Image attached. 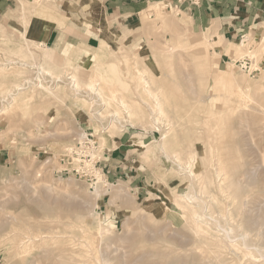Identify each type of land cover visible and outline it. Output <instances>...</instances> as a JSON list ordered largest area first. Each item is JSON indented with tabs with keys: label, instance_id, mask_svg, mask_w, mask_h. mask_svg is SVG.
<instances>
[{
	"label": "rangeland",
	"instance_id": "rangeland-1",
	"mask_svg": "<svg viewBox=\"0 0 264 264\" xmlns=\"http://www.w3.org/2000/svg\"><path fill=\"white\" fill-rule=\"evenodd\" d=\"M17 1L21 20L17 18L22 27L11 24V30L7 31L0 25V264H264V233H260L264 232V62L262 72L257 75L244 72L235 64L248 53L256 63L264 61L261 43L264 24L261 34L256 36L251 32L246 46H240L241 39L235 44L215 39L210 30H194L186 15L179 16L177 10L167 9L164 3L156 7L161 12L156 21L145 18L143 12L136 24L121 29L113 27L94 2H84L95 7L94 12L81 10L82 3L72 6L100 28L99 47L103 38H109L102 62L120 64L121 79L128 81L127 88L116 82L103 83L101 96H96L85 86L74 91L70 78L83 70L88 74L82 78L86 85L95 72L96 49L86 51L79 46L68 51L56 50L45 43V24L56 21L64 25L62 8L50 0ZM39 5L47 9L42 10ZM153 6L152 3L148 7ZM83 19L79 18L78 22ZM162 19L166 21L163 29L159 27ZM217 26L214 24L213 28ZM27 30L43 34L25 38ZM200 60L206 63L203 65ZM228 66H231L229 70ZM42 67L50 70L51 76ZM137 70L147 72L146 78L153 89L162 94L171 122L178 126L168 125L167 121L160 125L154 122L153 101L143 92ZM58 75L62 83L57 82ZM210 75L212 78L216 75V79ZM39 81L54 91V95L40 89ZM19 84L24 88L22 91L16 88ZM223 88H227L225 92ZM238 91L249 93L250 99L240 98ZM118 93L128 102L137 100L144 108L140 114L143 110L147 116L143 112L129 117L122 112ZM82 129L95 132L96 154L100 157L104 148L112 152L123 143L122 152L117 149L113 156L118 161L112 164L114 170L121 172L119 179L114 178L108 184L102 175L96 187L101 197L89 182L57 173L65 149L75 144ZM165 129L169 133L163 140ZM149 149H153V154ZM190 151H197V173L208 172L210 184L191 176L189 169H181L173 156L178 154L179 160L186 164ZM217 153L222 155L224 173H220ZM119 188H124L130 199L116 197ZM167 196H171L168 208L162 204ZM175 197L180 205L174 202ZM150 201L157 205L156 209L148 207ZM75 215L86 216V221H78ZM198 225L203 227L202 232ZM224 228L231 231L234 239L226 236Z\"/></svg>",
	"mask_w": 264,
	"mask_h": 264
},
{
	"label": "crops",
	"instance_id": "crops-1",
	"mask_svg": "<svg viewBox=\"0 0 264 264\" xmlns=\"http://www.w3.org/2000/svg\"><path fill=\"white\" fill-rule=\"evenodd\" d=\"M86 1L98 4L101 15L104 14L117 29L136 24L138 16L152 3L170 4L172 10L178 11L179 16L186 15L192 21L194 30L198 32L210 30L215 39L222 38L230 43L239 41L243 35L250 36L251 32L256 36L261 34L264 24V0H203L199 5L180 3L178 0H50L52 4H59L62 8L61 17L64 19V25L60 26L56 21L45 24L44 36L47 46L67 51L79 46L86 51L99 47L102 34L100 28L87 21L83 12L72 8ZM18 12L17 0H0V25L7 31L11 30V24L21 28ZM79 18H84L83 22H78ZM214 24H218L217 28H213ZM42 34V31H34L33 35L40 37ZM224 48L227 49L228 46ZM113 143L119 142L113 141ZM121 146L123 143L114 147L112 152L104 148L102 168L109 182L114 181V178L118 180L121 174L112 167L113 162L118 161L113 156L117 149L122 152Z\"/></svg>",
	"mask_w": 264,
	"mask_h": 264
},
{
	"label": "bare ground",
	"instance_id": "bare-ground-1",
	"mask_svg": "<svg viewBox=\"0 0 264 264\" xmlns=\"http://www.w3.org/2000/svg\"><path fill=\"white\" fill-rule=\"evenodd\" d=\"M61 2V1H60ZM64 2V1H63ZM52 4V3H51ZM155 6H153V7H148L149 9H146V10H144L143 12H145V18H152L153 19V22L154 21H156V18L158 19V16H160L159 14L161 13V12H159V10L156 8V7H158V5L160 4V3H153ZM38 5V4H37ZM52 6V5H51ZM58 6H59V4H58ZM79 6V5H78ZM39 7L42 9V7L39 5ZM56 7V6H55ZM81 7V10H87V9H90V10H93L92 12H94V11H96L95 10V7H92V6H89L87 3H82V6H80ZM161 7H162V5H161ZM49 8H51L50 7V5H49ZM57 8V7H56ZM45 9H47V7L45 8ZM45 9H42V10H45ZM163 9V8H162ZM55 10V9H54ZM51 11H53V10H51ZM58 11V10H57ZM60 11V10H59ZM161 11V10H160ZM46 12V11H45ZM55 12V11H54ZM142 12V13H143ZM50 14H51V12H50ZM142 16V15H141ZM176 16V15H175ZM174 17V16H173ZM24 18V17H23ZM162 18H163V16H162ZM58 19V18H57ZM60 19V18H59ZM150 19H148V20H150ZM163 19H165V18H163ZM163 19H162V23H161V25L159 26L160 28H162V26H164V28H165V26H166V19L163 21ZM144 20H146V19H144ZM147 20V22H149ZM161 20V19H160ZM182 20H184V19H182ZM151 21V20H150ZM158 21V20H157ZM26 22V21H25ZM59 23H61V22H59ZM190 23V22H189ZM63 24V23H62ZM146 24V23H145ZM152 24H154V23H152ZM157 24H159V22L157 23ZM27 26H28V24H26ZM25 25V26H26ZM181 25H182V23H181ZM183 26V25H182ZM185 26V25H184ZM60 27V26H59ZM150 27V26H149ZM152 27V26H151ZM153 27H155V25L153 26ZM25 28V27H24ZM61 28V27H60ZM156 28H157V25H156ZM156 28H155V30H156ZM144 29V28H143ZM153 29V28H152ZM163 29V28H162ZM170 29V28H169ZM154 30V31H155ZM158 30V29H157ZM170 31H171V29H170ZM157 32V31H156ZM32 33H34V32H32V31H28L27 30V32H25V35H24V37L25 38H31L32 37ZM209 33H211V32H209ZM171 34H173V33H171ZM185 35V34H184ZM211 35V34H210ZM173 36H174V34H173ZM183 36V35H182ZM182 36H180V38L182 37ZM67 37V36H66ZM177 37V36H176ZM175 36H174V38H176ZM183 38V37H182ZM186 38V37H185ZM264 38V32H263V35H262V39ZM186 39H188V37L186 38ZM109 40V38H103V43H102V46L101 47H99V48H96V54H95V57H96V64L94 65L95 66V72H94V74L92 75V77H91V79H89V77H88V79H89V81H87V83H85L86 85H84V83H83V80H82V78L84 77V76H88V74H86V72L85 71H83V70H79L78 72H76V73H73L72 74V76L70 77L71 78V84H72V87L74 88V91H76V92H78V91H80L79 89L80 88H82V86H85V87H87V90H89V91H91L94 95H96V96H101V92H102V87H101V85L103 84V83H106V84H112V83H119L120 85H122V86H125L126 88L128 87L127 86V82H126V80H125V82H123L122 81V79H121V72H120V70H119V65L118 64H116V63H110V64H108V65H106V64H103V62H102V58H103V54H104V52H105V50H106V43H107V41ZM184 40V39H183ZM248 38L247 39H245L242 43H240L239 45L240 46H246V43L248 42ZM35 41V40H34ZM172 41V40H171ZM174 41V40H173ZM172 41V42H173ZM177 42V41H176ZM180 41H178V43H179ZM186 42V41H185ZM222 42V41H221ZM109 43V42H108ZM171 43V42H170ZM180 43H182V42H180ZM262 44H264V39H263V41L261 42ZM38 44V43H37ZM172 44V43H171ZM183 44V43H182ZM186 44H187V42H186ZM186 44H185V46H186ZM221 44V43H220ZM236 44V43H235ZM238 44V43H237ZM87 45V44H86ZM184 45V44H183ZM43 46V45H42ZM108 46V45H107ZM188 46V45H187ZM218 46H220V45H218ZM38 46H36V48H37ZM109 47V46H108ZM223 47H224V45H223ZM18 48V47H17ZM164 48H166V47H164ZM171 48H174V46L173 47H169L168 48V51H172V49ZM245 48V47H244ZM249 48V47H248ZM259 48H260V46H259ZM40 49V48H39ZM213 49H214V47H213ZM23 50H24V48H23ZM147 50V49H146ZM155 50V49H154ZM157 50H155V52H156ZM24 52V51H23ZM31 52V51H30ZM98 52V53H97ZM161 52V51H160ZM165 52V51H164ZM252 52V51H251ZM261 52V51H260ZM119 53V52H118ZM166 53V52H165ZM212 53H213V55L215 54V52H213L212 51ZM12 54H14V53H12ZM242 53H240V56H242L241 55ZM250 53H248V55H249ZM256 54V53H255ZM168 55V54H167ZM226 55V54H225ZM245 54H243V56H242V58H244L245 56H248V55H245ZM19 56V55H18ZM21 56V55H20ZM24 56V55H23ZM219 56V55H218ZM253 56H256V55H254L253 54ZM34 57V56H33ZM135 57V56H134ZM133 57V58H134ZM207 57V56H206ZM209 57V56H208ZM252 57V56H251ZM257 57H258V53H257ZM17 58V57H16ZM23 58V57H22ZM113 58H114V56H113ZM122 58V57H121ZM162 58V57H161ZM254 58V57H253ZM20 59V58H19ZM26 59V58H25ZM33 59V58H32ZM66 59V58H65ZM64 59V60H65ZM199 59H200V57H199ZM202 59V58H201ZM216 59V58H215ZM219 59V58H218ZM217 59V60H218ZM236 59H238V58H236ZM235 59V60H236ZM67 60V59H66ZM131 60V59H130ZM168 60H169V58H168ZM203 60V59H202ZM207 60V63H208V59H206ZM33 61V60H32ZM128 62H129V60H127ZM210 61V60H209ZM50 62V61H49ZM66 62H68V61H66ZM205 62V61H204ZM204 62L202 61L201 62V60H200V62L199 63H201V64H203L204 65ZM20 63V62H19ZM127 63V62H126ZM206 63V62H205ZM231 63V62H230ZM229 63V64H230ZM21 64V63H20ZM64 64V63H63ZM94 64V63H93ZM129 64V63H128ZM209 64V63H208ZM207 64V65H208ZM26 65V64H25ZM37 65V64H36ZM73 65V64H72ZM75 65V64H74ZM199 65V64H198ZM206 65V64H205ZM6 66V65H5ZM78 67H79V65H78ZM86 67V66H85ZM121 67V66H120ZM199 67H200V65H199ZM206 67H208V66H206ZM231 66H228V70H229V68H230ZM40 68V67H39ZM65 68H68V67H65ZM198 68V67H197ZM201 68V67H200ZM69 69H71V68H69ZM69 69H67L68 71L67 72H69L70 70ZM73 70H74V68H72ZM72 69H71V71H72ZM81 69V68H80ZM83 69V68H82ZM90 69H92V68H90ZM134 69H135V67H134ZM203 69H205V68H203ZM208 69V68H207ZM6 70V69H5ZM57 70V69H56ZM77 70H78V68H77ZM163 70V69H162ZM196 70H200V69H196ZM23 71H24V69H23ZM42 71L43 72H46L48 75L50 74V76H51V72H50V70H47V69H45L44 67H42ZM136 71V70H135ZM164 71V70H163ZM64 72V71H63ZM66 72V73H67ZM127 72V71H126ZM125 72V73H126ZM200 72V71H199ZM25 73V72H24ZM39 73V72H38ZM137 78L139 79V82L141 83V86H142V90H143V92L146 94V96L150 99V100H152L153 101V108H152V116L154 117V122H156V123H159V125H160V122H162V121H167L168 122V125H173V123L175 122H171L172 120H171V118H170V116H169V114H168V112H167V110H166V108H165V104H164V102H163V100H162V98H161V95H160V90L158 91H156V90H154L153 89V87L151 86V82L149 81V79H147L146 78V71L145 70H137ZM197 73V72H196ZM202 73V72H201ZM235 73V72H234ZM6 74V73H5ZM10 74V73H9ZM16 74V73H15ZM64 74V73H63ZM152 74V73H151ZM200 74V73H199ZM205 74V73H204ZM208 74H210L209 72H208ZM219 74V73H218ZM12 75H14V74H12ZM41 75V74H40ZM45 75V74H44ZM224 75V74H223ZM233 75H235V74H233ZM11 76V75H10ZM22 76V75H21ZM153 76V75H152ZM211 76V78H212V75H210ZM219 76H220V74H219ZM218 76V78H220ZM241 76V75H240ZM6 77H8L7 75H6ZM55 77V76H54ZM215 77V78H214ZM214 77L212 78V79H216V75H214ZM222 77V76H221ZM234 77V76H233ZM236 77V76H235ZM68 78V77H67ZM217 78V79H218ZM69 79V78H68ZM128 79V78H127ZM154 79H155V77H154ZM197 79H199V78H197ZM208 79V78H207ZM210 79V78H209ZM235 79V78H234ZM236 79H238V78H236ZM124 80V79H123ZM153 80V79H152ZM167 80V79H166ZM201 81V80H200ZM30 82V81H29ZM57 82L58 83H62V80H61V75L59 76L58 75V77H57ZM129 82H131V81H129ZM161 82V81H160ZM208 82H209V80H208ZM64 83V82H63ZM210 83V82H209ZM105 84V85H106ZM133 84V81H132V83H131V85ZM204 84H206V82L204 83ZM204 84H203V88H205L204 87ZM227 84V83H226ZM115 85V84H114ZM129 85V84H128ZM165 85H166V82H165ZM171 85V84H170ZM15 86V85H14ZM22 85H16V88L19 90V91H22L24 88H20ZM38 86H39V88L40 89H42V90H46V91H48V93L49 94H51V95H54V91H50V89H48L47 87H46V85H44L43 84V82L42 81H39V84H38ZM106 86H108V85H106ZM113 86V85H112ZM121 86V87H122ZM199 86V85H198ZM206 86V85H205ZM237 86H238V84H237ZM111 87V86H110ZM119 87V86H118ZM118 87H116V88H118ZM130 87H132L133 88V86H130ZM166 87H168V86H166ZM179 87V86H178ZM224 87V86H223ZM247 87H248V85H247ZM246 87V88H247ZM250 87V86H249ZM71 88V87H70ZM114 88V87H113ZM194 88V87H193ZM235 89H236V87H234ZM56 89V88H55ZM84 89H86V88H83V90ZM108 90H109V87L107 88ZM112 89V88H111ZM206 89V88H205ZM205 89H203V90H205ZM224 89V88H223ZM227 89V88H226ZM226 89H224V92H225V90ZM235 89H234V92H235ZM244 89V88H243ZM17 90V91H18ZM58 90V89H57ZM60 90V89H59ZM115 90V89H114ZM120 90V89H119ZM121 90H122V88H121ZM13 91V90H12ZM18 91V92H19ZM31 91V90H30ZM110 91V90H109ZM115 91H117V90H115ZM175 91V90H174ZM179 91V90H178ZM200 91V90H199ZM206 91V90H205ZM222 91V90H221ZM58 92V91H57ZM105 92V91H104ZM123 92V91H122ZM134 92H136V91H134ZM177 92V91H176ZM239 92V91H238ZM47 93V94H48ZM110 93V92H109ZM112 93V92H111ZM120 93V92H119ZM118 93V102H119V105L122 107V112H124L125 114H127L129 117H132V116H139V115H141L144 111L142 110V112H141V114H140V111H141V109L143 108V107H140L139 105V103L138 102H136L137 100H135V101H132V102H128V101H130V100H128V101H126L125 100V96H122L121 94H119ZM163 93V92H162ZM185 93V92H184ZM197 93H200V92H197ZM216 93V92H215ZM222 93V92H221ZM48 94V95H49ZM56 94V93H55ZM90 94V93H89ZM136 94V93H135ZM138 94V93H137ZM136 94V95H137ZM237 94V93H236ZM249 94V93H248ZM248 94H245V93H243V92H239L238 93V96L240 97V98H242V99H244V100H249L250 99V97L251 96H249ZM112 95V97H114L113 96V93L111 94ZM200 95V94H199ZM225 95V94H224ZM227 95V94H226ZM229 95V94H228ZM107 96V95H106ZM109 96V95H108ZM107 96V97H108ZM116 96L117 95H115V97L114 98H116ZM237 96V97H238ZM53 97V96H52ZM55 97V96H54ZM111 97V98H112ZM133 97V96H132ZM233 97V96H232ZM48 98H50V95H49V97H47V99ZM257 98V97H256ZM56 99V98H55ZM59 99V98H58ZM57 99V100H58ZM113 99V98H112ZM135 99V98H134ZM146 99V98H145ZM233 99V98H232ZM241 99V100H242ZM102 100H105V99H102ZM140 100V99H139ZM243 100V101H244ZM49 101V100H48ZM114 101V100H113ZM200 101V100H199ZM198 101V102H199ZM221 101H223V100H221ZM226 101V100H225ZM257 101V100H256ZM16 102H17V100H16ZM25 102V101H24ZM47 102V101H46ZM59 102H60V100H59ZM62 102V101H61ZM110 102V101H109ZM112 102V101H111ZM117 102V103H118ZM141 102V101H140ZM254 102V101H253ZM259 102V101H258ZM23 103V102H22ZM115 103V102H114ZM217 103H219V102H217ZM244 103H245V101H244ZM256 103V102H255ZM260 103V102H259ZM50 104V103H49ZM104 105H106V103L104 102L103 103ZM102 104V105H103ZM109 104V103H108ZM258 104V103H257ZM113 105V104H112ZM118 105V106H119ZM245 105V104H244ZM23 106V105H22ZM47 106V105H46ZM111 106V105H110ZM147 106H149V105H147ZM198 106V105H197ZM236 106V105H235ZM116 107V106H115ZM152 107V106H151ZM256 107V106H255ZM110 108V107H109ZM120 108V107H119ZM168 108V107H167ZM240 108V107H239ZM252 108V107H251ZM264 108V107H263ZM121 109V108H120ZM144 109V108H143ZM147 109V108H146ZM145 109V111H147ZM8 110V109H7ZM25 110H27V109H25ZM119 110V109H118ZM149 110V109H148ZM172 110V109H171ZM236 110H237V108H236ZM169 111H170V109H169ZM239 111H241V110H238V112ZM6 112V111H5ZM109 112V111H108ZM115 112H118V111H115ZM120 112V111H119ZM171 112V111H170ZM26 113H27V111H26ZM113 113V112H112ZM145 113V112H144ZM229 113V112H228ZM241 113V112H240ZM118 114V113H117ZM149 114V113H148ZM175 114V113H174ZM173 114V115H174ZM103 115V114H102ZM109 115V114H108ZM115 116H116V114H114ZM113 115V116H114ZM120 115V114H119ZM145 115H146V113H145ZM145 115H143L144 116V118L146 119V116ZM25 116V115H24ZM106 116V115H105ZM114 116V117H115ZM142 116V117H143ZM221 117H222V115H220ZM101 117H103L104 118V116H101ZM117 117V116H116ZM142 117H141V119H142ZM234 117V116H233ZM120 118V117H119ZM123 118V117H122ZM143 118V119H144ZM28 119V118H27ZM34 119V118H33ZM130 119H135V118H130ZM144 119V120H145ZM214 119V118H213ZM212 119V120H213ZM219 119V118H218ZM144 120H143V122H144ZM148 120H150V117H149V119ZM175 120V119H174ZM36 121V120H35ZM221 121V120H220ZM143 122H141V123H143ZM146 122V121H145ZM245 122V121H244ZM218 123H219V121H218ZM222 123V122H221ZM178 124H181V122L180 123H178ZM165 125H166V123H165ZM171 125V126H172ZM177 125V124H176ZM176 125H173V127L174 126H176ZM214 125V124H213ZM225 125V124H224ZM224 125H223V127H224ZM228 125V124H227ZM155 126V125H154ZM178 126V125H177ZM218 126V125H217ZM185 127V126H184ZM169 128V127H168ZM162 129V128H161ZM178 129V128H177ZM184 129V128H183ZM165 130H167V129H165ZM123 131V130H122ZM193 131H195V130H193ZM226 131V130H225ZM163 132V131H162ZM191 132H192V130H191ZM196 132V131H195ZM197 132H198V130H197ZM203 132V131H202ZM168 130L167 131H165L164 133H163V140H165L167 137H168ZM178 133H179V131H178ZM193 133V132H192ZM212 133V132H211ZM213 133H214V131H213ZM228 133V132H227ZM226 133V134H227ZM196 134V133H195ZM210 134V133H209ZM201 135V134H200ZM211 135V134H210ZM214 135H216V133L214 134ZM181 136V135H180ZM198 136V135H197ZM218 136V135H217ZM182 137V136H181ZM180 137V138H181ZM207 137V136H206ZM102 138V137H101ZM197 138V137H196ZM210 138H211V136H210ZM228 138V137H227ZM173 139V138H172ZM192 139V138H191ZM194 139V138H193ZM209 139V138H208ZM231 139V138H230ZM103 140V139H102ZM200 140V139H199ZM104 141V140H103ZM102 141V142H103ZM170 141V140H169ZM171 141H173V140H171ZM182 141H183V139H182ZM201 141V140H200ZM210 141V140H209ZM221 141V140H220ZM231 141H233V140H231ZM229 142V141H228ZM103 143H105V142H103ZM173 143V142H172ZM189 143V142H188ZM197 143V142H196ZM221 143H223L224 144V142H221ZM162 144V143H161ZM195 144V143H194ZM136 145H138V144H136ZM178 145V144H177ZM180 145V144H179ZM191 145V144H190ZM219 145H221V144H219ZM237 145V144H236ZM148 146V145H147ZM173 146V145H172ZM187 146H189V145H187ZM213 146V145H212ZM222 146V145H221ZM185 147V146H184ZM183 147V148H184ZM191 147V146H190ZM150 148V147H149ZM163 148V147H162ZM186 148V147H185ZM236 148V147H235ZM172 149V148H171ZM180 149V148H179ZM187 149V148H186ZM191 149H193V148H191ZM239 149V148H238ZM146 150V149H145ZM153 149H149V150H147L148 152H150V153H152L153 154V151H152ZM164 150H165V148H164ZM173 150V149H172ZM178 150V149H177ZM197 150V149H196ZM240 150V149H239ZM183 151H184V149H183ZM183 151H180V152H183ZM186 151V150H185ZM187 151H189L188 149H187ZM197 152V151H196ZM195 151H190V152H188L187 154V156H188V159H187V162L184 160V163L186 162V164H183V162H181V160H179L180 158H179V156H178V154H176V156H175V154L173 155L174 157H175V159L177 160L176 162H178V165H179V167H181V169H184V171H185V169H189V172H190V175L191 176H194V177H197V178H201V179H203V184H210L211 182H212V179H211V177H209V174H208V172L206 173L205 172V170H204V172H205V174L204 173H197V168H198V160H197V153H196ZM216 152V151H215ZM207 153V152H206ZM185 154V153H184ZM215 155V154H214ZM148 156H150V155H148ZM169 156V155H168ZM216 156L218 157V159H217V164H219V170H220V173H224V172H226V169H225V167H224V165H223V163H222V155L220 154L219 155V153H217L216 154ZM237 156V155H236ZM154 157V156H153ZM181 157V156H180ZM170 158V157H169ZM187 158V157H186ZM238 158V157H237ZM239 159V158H238ZM237 159V160H238ZM155 160H156V158H155ZM182 160V161H183ZM216 160V159H215ZM176 164V163H175ZM216 164V163H215ZM185 165V166H184ZM207 168V167H206ZM214 168V167H213ZM218 168V167H217ZM180 169V170H181ZM212 169V168H211ZM215 170V169H214ZM216 172V171H215ZM258 172H259V170H258ZM252 173V172H251ZM255 173V172H254ZM184 174V173H183ZM219 174V173H218ZM217 174V175H218ZM221 176V175H220ZM174 177V176H173ZM218 178V177H217ZM255 178V177H254ZM217 180V179H216ZM220 180V179H219ZM199 181V180H198ZM218 181V180H217ZM195 182V181H194ZM222 182V181H221ZM240 184V183H239ZM239 184H238V186H239ZM243 186V185H242ZM201 188V187H200ZM220 189V188H219ZM97 190V189H96ZM191 190V189H190ZM115 191V190H114ZM192 191V190H191ZM191 191H189V192H191ZM194 191V190H193ZM97 192V196L98 197H101L102 195H101V193H100V191H96ZM95 192V193H96ZM220 192V191H219ZM122 193H124V188H119V189H117L116 190V197H123V198H126V199H130V195L128 194V193H124V194H122ZM195 193V192H194ZM224 193V192H223ZM229 193H231V192H229ZM239 193V192H238ZM186 195H187V193H186ZM193 196H195V195H193ZM238 196H241V194L240 195H238ZM178 197V196H177ZM187 197L189 198V199H192V197L190 196V195H187ZM59 198V197H58ZM30 199V198H29ZM175 199V201L174 202H176L177 203V205L179 204L180 205V203H179V200L175 197L174 198ZM186 199V198H185ZM243 199V198H242ZM170 200H171V196H167V198L165 199V200H163L162 201V204H164L167 208H168V202H170ZM213 200H215V199H213ZM129 201V200H128ZM189 201V200H188ZM237 202V201H236ZM16 203V202H15ZM192 203H194V202H192ZM196 203H198V201L196 202ZM216 203V202H215ZM233 203V202H232ZM149 206L148 207H152V209H156L157 208V205L154 203V202H149ZM201 204V203H200ZM14 205V204H13ZM19 205V204H18ZM223 205V204H222ZM225 205V204H224ZM234 205V204H233ZM243 205V204H242ZM82 206V205H81ZM80 206V207H81ZM229 206V205H228ZM245 206V205H244ZM84 207V206H83ZM195 207V206H194ZM82 208V207H81ZM184 208V207H183ZM261 208V207H260ZM244 210V209H243ZM258 210V209H257ZM5 211V210H4ZM20 211V210H19ZM185 211V210H184ZM203 211V210H202ZM196 212V211H195ZM257 212V211H256ZM202 213V212H201ZM255 213V212H254ZM260 213V212H259ZM264 213V212H263ZM217 214V213H216ZM255 214H257V213H255ZM22 215V214H21ZM72 215V214H71ZM202 215H204V214H202ZM201 215V216H202ZM247 215V214H246ZM22 216H24V215H22ZM21 216V217H22ZM59 216H60V214H59ZM76 216V215H75ZM90 216V215H89ZM194 216L196 217V215L194 214ZM256 216H258V215H256ZM255 216V217H256ZM260 216V215H259ZM14 217V216H13ZM76 217H78L77 218V220L78 221H82V222H85L86 220H85V217L86 216H81V215H78V216H76ZM91 217V216H90ZM102 217V216H101ZM185 217V216H184ZM198 217V216H197ZM196 217V218H197ZM222 217V216H221ZM87 218V217H86ZM89 218V217H88ZM98 218V217H97ZM234 218V217H233ZM233 218H231V220L233 219ZM239 218V217H238ZM260 218V217H259ZM263 218V217H262ZM60 219V218H59ZM100 219V218H99ZM210 219H211V217H210ZM245 219V218H244ZM247 219V218H246ZM246 219H245V221H246ZM254 219V218H253ZM195 220V219H194ZM56 221V220H55ZM101 221V220H100ZM195 221H197V220H195ZM207 221H209V220H207ZM224 221V220H223ZM226 221V220H225ZM250 221V220H249ZM49 222V221H48ZM65 222V221H64ZM198 222V221H197ZM196 222V223H197ZM222 222V221H221ZM220 222V223H221ZM248 222V221H247ZM257 222V221H256ZM13 223H15V222H13ZM45 223V222H44ZM62 223V222H61ZM216 223V222H215ZM228 223H229V221H228ZM238 223V222H237ZM261 223V222H260ZM260 223H259V225H260ZM264 223V222H263ZM48 224V223H47ZM53 224H54V222H53ZM201 224V223H200ZM205 224V223H204ZM218 224V223H217ZM250 224V223H249ZM255 224V223H254ZM23 225V224H22ZM44 225V224H43ZM87 225V224H86ZM85 225V226H86ZM220 225V224H219ZM258 225V224H257ZM259 225H258V227H259ZM57 227H59L58 225H56ZM55 226V227H56ZM194 226V225H193ZM204 226V225H203ZM223 227H224V225H222ZM255 226H256V224H255ZM260 226H262V223H261V225ZM71 227V226H70ZM69 227V228H70ZM89 227V226H88ZM101 227H102V225H101ZM254 227V226H253ZM257 227V228H258ZM5 228V227H4ZM3 228V229H4ZM81 228V227H80ZM84 228H86V227H84ZM90 228V227H89ZM199 230H200V232H202L203 231V227L201 226V225H198V227H197ZM221 228V227H220ZM262 228V227H261ZM1 229H2V227H1ZM27 229V228H26ZM53 229V228H52ZM56 229H58V228H56ZM87 229V228H86ZM86 229H84V231L86 230ZM102 229H104V228H102ZM253 229V228H252ZM256 229V228H255ZM28 230V229H27ZM38 230V229H37ZM39 230H40V228H39ZM224 230V232H225V234H226V236H228L229 237V239L232 237L231 236V231L230 230H228V229H226V228H224L223 229ZM259 230H260V227H259ZM94 231V230H93ZM100 233H103V232H101L102 230H101V228H100ZM261 231V230H260ZM259 232V231H258ZM41 233V232H40ZM51 233V232H50ZM90 233V232H89ZM205 233V232H204ZM223 233V232H222ZM260 233H264L263 231H261ZM259 233V234H260ZM55 234V233H54ZM53 234V235H54ZM91 234H92V232H91ZM98 235H99V232L97 233ZM233 234V233H232ZM258 234V233H257ZM262 234H260V235H262ZM25 235V234H24ZM42 235V234H41ZM52 235V236H53ZM101 235V234H100ZM103 235V234H102ZM6 236H7V234H6ZM28 236V235H27ZM44 236V235H43ZM88 236V235H87ZM93 236H95V235H93ZM242 236V235H241ZM11 237V236H10ZM26 237V236H25ZM45 237V236H44ZM46 237H47V235H46ZM50 237V236H49ZM58 237H59V235H58ZM60 237H61V235H60ZM181 237V236H180ZM227 237V238H228ZM7 238H9V237H7ZM6 238V239H7ZM28 238V237H27ZM43 238V237H42ZM51 238V237H50ZM53 238V237H52ZM63 238H65V237H63ZM100 238H102V236L100 237ZM226 238V239H227ZM240 238V237H239ZM41 239V238H40ZM95 239V238H94ZM228 239V240H229ZM231 239H234V238H231ZM237 239V238H236ZM52 240V239H51ZM92 240V239H91ZM228 240H226V241H228ZM239 240V239H238ZM245 239L243 238V241H244ZM261 240V239H260ZM2 241H4V239L2 240ZM22 241V240H21ZM31 241V240H30ZM55 241V240H54ZM101 241V240H100ZM200 241V240H199ZM225 241V242H226ZM1 242V241H0ZM13 242V241H12ZM40 242H42V240L40 241ZM84 242V241H83ZM88 242H89V240H88ZM237 242V241H236ZM30 243V242H29ZM43 243V242H42ZM41 243V244H42ZM56 243V242H55ZM90 243V242H89ZM245 243V242H244ZM44 244V243H43ZM67 244V243H66ZM73 244V243H72ZM88 244V243H87ZM92 244V243H91ZM90 244V245H91ZM204 244V243H203ZM227 244V243H226ZM260 244V243H259ZM51 245V244H50ZM65 245V244H64ZM67 245H69V244H67ZM89 245V244H88ZM89 245V246H90ZM234 245V244H233ZM43 246H45V245H43ZM92 246H93V244H92ZM205 246V245H204ZM227 246V245H226ZM235 246H237V243L235 244ZM41 247V246H40ZM69 247V246H68ZM207 247V246H206ZM245 247V246H244ZM91 248H94V247H91ZM90 248V249H91ZM216 248V247H215ZM221 248V247H220ZM242 248V247H241ZM258 248V247H257ZM28 249V248H27ZM53 249V248H52ZM72 249V248H71ZM89 249V250H90ZM207 249H209V248H207ZM255 249V248H254ZM63 250V249H62ZM72 250H74V249H72ZM83 250V249H82ZM93 250V249H92ZM181 250V249H180ZM248 250V249H247ZM256 250V249H255ZM50 251V250H49ZM202 251V250H201ZM215 250H213V252H214ZM21 252V251H20ZM30 252V251H29ZM74 252H75V250H74ZM86 252V251H85ZM92 253L91 254H94L93 253V251H91ZM198 252V251H197ZM259 252V251H258ZM12 254V253H11ZM53 254V253H52ZM82 254V253H81ZM90 254V253H89ZM89 254H88V256H89ZM208 254V253H207ZM223 254V253H222ZM235 254V253H234ZM54 255V254H53ZM83 255V254H82ZM95 255V254H94ZM202 255V254H201ZM83 256H85V255H83ZM149 256V255H148ZM206 256H208V255H206ZM206 256H204V257H206ZM223 256V255H222ZM236 256V255H235ZM34 257V256H33ZM54 257V256H53ZM58 257V256H57ZM92 257V256H91ZM203 257V258H204ZM251 257V256H250ZM56 258V257H55ZM80 258V257H79ZM85 258H87V257H85ZM95 258V257H94ZM142 258V257H141ZM202 258V257H201ZM215 258V257H214ZM8 259V258H7ZM76 259H77V257H76ZM207 259H209L208 257H207ZM238 259V258H237ZM252 259V258H251ZM254 259V258H253ZM82 260V259H81ZM196 260V259H195ZM264 260V259H263ZM262 260V261H263ZM83 261V260H82ZM207 261V260H206ZM219 261V260H218ZM256 261V260H255ZM257 261H259V260H257ZM260 261H261V259H260ZM22 262V261H21ZM75 262H79V260L78 261H75ZM84 262V261H83ZM38 263V262H37ZM202 263V262H201ZM205 263V262H204ZM257 263V262H256ZM81 264V263H80ZM234 264V263H233Z\"/></svg>",
	"mask_w": 264,
	"mask_h": 264
},
{
	"label": "built area",
	"instance_id": "built-area-1",
	"mask_svg": "<svg viewBox=\"0 0 264 264\" xmlns=\"http://www.w3.org/2000/svg\"><path fill=\"white\" fill-rule=\"evenodd\" d=\"M203 0H178V2H188L192 5H199ZM165 7L172 10L170 4ZM247 39L246 35L241 37V43ZM263 62L256 63L254 58L245 56L235 64L244 72L257 75L263 70ZM98 148V140L96 134L92 130L82 129L79 133L74 145L65 149V153L60 158V168L57 173L68 176H74L90 183V187L95 190L102 181V175L105 176L102 168V156L96 154ZM103 172V174H102ZM106 179V178H105ZM106 182L108 180L106 179ZM109 184V182H108ZM107 186V185H106Z\"/></svg>",
	"mask_w": 264,
	"mask_h": 264
}]
</instances>
